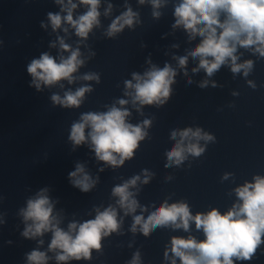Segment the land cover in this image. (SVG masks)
Returning a JSON list of instances; mask_svg holds the SVG:
<instances>
[{
    "label": "clouds",
    "instance_id": "clouds-1",
    "mask_svg": "<svg viewBox=\"0 0 264 264\" xmlns=\"http://www.w3.org/2000/svg\"><path fill=\"white\" fill-rule=\"evenodd\" d=\"M57 2L63 4V0H57ZM80 2L88 5L89 10L78 20H74L72 11L77 5L73 4L72 0H68L67 16L64 19L75 28L79 37L87 38L93 26L99 24L100 0H80ZM151 2L154 8L160 7L161 0H151ZM140 3L143 4L144 0H140ZM222 13L225 14L223 21L220 19ZM135 15L129 8L127 12L112 22L107 35L113 36L125 25L132 26ZM153 15L158 17L159 12H153ZM175 16L177 26L183 25L192 35L198 34L203 37L201 43L190 55L193 58H200L199 67L205 69L209 76L229 60L233 73L243 69L244 74H248L252 61L249 60L243 64L236 63L237 45L241 47L255 45V50L264 56V0H182V3L175 8ZM49 19L54 30L61 26L60 15L49 14ZM217 29H220L219 33ZM60 46L64 50L69 48L63 40H60ZM79 56V50H75L67 59L61 57L59 63L48 54H43L39 59L33 60L27 71L33 77L36 89H40L41 82L44 85H53L67 79L71 83L72 74L83 63ZM186 62V57L179 60L182 67ZM197 70L193 69V71ZM175 75V71L168 65L163 69L153 67L145 73L144 77L133 74L136 83L126 81V87L135 89L134 102L138 101L141 105L162 104L170 95ZM84 79L98 81L99 77L86 75ZM206 84L207 81L201 84V87ZM87 91H90V88L82 87L75 93H66L63 99L53 95L52 100L65 107H78ZM126 103L125 100L119 101L120 105ZM129 114L127 110L116 107H112L106 113L84 114L81 118L82 122L72 126L70 139L76 145L81 144L86 139L85 128L90 127L89 135L97 158L113 166L122 165L126 159L133 156L139 141L143 140L146 135L141 126L126 123L125 118ZM149 124L150 121H144V126ZM176 136L177 133L173 132L172 137ZM179 136L180 141L167 153L169 162L177 165L185 159V152L196 156L203 152V149L194 143L188 144L185 148L183 142L186 138L212 139L207 134L201 136L200 129L195 131L186 129L179 132ZM82 173H84L83 167L77 165L76 170L69 173V177L75 187L87 192L93 185L87 174L77 178L78 174ZM139 179L138 176L134 177L122 186L113 189V195L119 197L118 204L125 210V214L135 212L138 207L129 187L135 186ZM147 182L146 177L144 183ZM44 191L46 190H42L36 199L28 201L23 215L25 220L32 221V224L26 227L23 235L34 237L51 231L53 237L49 248L60 250L56 256L58 261L90 259L91 250L100 249L102 237L116 231L119 227L117 212L109 207L103 212H98L95 219L79 226L76 223L69 224V230L66 232L58 226L59 221L53 217L52 204ZM236 193L242 203L234 205L225 214L213 209L207 214L193 216L185 203L171 205L165 203L150 214L147 220H144L142 216H135L132 230L135 231L136 226L140 225L141 231L147 236L157 226L172 224L176 228H183L187 231L189 222L194 221L197 229H203L206 238L200 242L191 237L172 239L171 251L180 258L181 264H233V257L238 260H251L262 243L261 236L264 234V178L256 177L255 183L237 188ZM138 259L139 254L137 253L132 264H137ZM28 260L30 264H45L47 257L45 253L34 250L28 256Z\"/></svg>",
    "mask_w": 264,
    "mask_h": 264
}]
</instances>
